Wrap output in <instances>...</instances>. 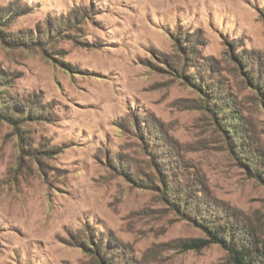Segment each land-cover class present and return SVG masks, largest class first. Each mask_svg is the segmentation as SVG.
<instances>
[{"label": "rangeland", "instance_id": "rangeland-1", "mask_svg": "<svg viewBox=\"0 0 264 264\" xmlns=\"http://www.w3.org/2000/svg\"><path fill=\"white\" fill-rule=\"evenodd\" d=\"M0 76V264L226 262L184 199L264 248V0H0Z\"/></svg>", "mask_w": 264, "mask_h": 264}, {"label": "trees", "instance_id": "trees-1", "mask_svg": "<svg viewBox=\"0 0 264 264\" xmlns=\"http://www.w3.org/2000/svg\"><path fill=\"white\" fill-rule=\"evenodd\" d=\"M17 40H21L18 39ZM22 41V40H21ZM194 52V51H190ZM186 68V67H185ZM183 71H181L182 73ZM183 74V73H182ZM248 76L252 77L251 73H247ZM3 78L0 76V86L3 84ZM200 83L205 86V93L210 98L208 104H204L209 108L215 116H219L226 122H224V127L226 132L232 134V139L236 143L242 142V130H241V120L243 119L228 106L229 98L225 95H221L219 91L220 87H215L214 84L208 85L201 83L202 79H199ZM193 84H196L193 82ZM198 86V85H196ZM201 89V85L198 86ZM264 91V86L260 87ZM3 92H0V119L3 120H13L17 121L20 118H14L12 111L18 109V103L14 102L10 96H2ZM238 113V112H237ZM28 116H32L29 112ZM237 137V138H236ZM242 144V143H241ZM248 147V146H247ZM242 148V147H241ZM246 166L249 167V161L243 156ZM255 172L254 175L264 182V171L252 167ZM171 192V189H169ZM183 209L188 210L189 212L185 213L188 218L197 226L201 227L206 232L205 237H198L188 240L183 243L185 249L199 250L208 246L211 243H217L222 246L227 251V260L226 262L217 263V264H264V248L260 246V242L257 240L255 235V229L250 226L239 224L236 220H231L228 217L224 221H216L214 218L224 217L223 214L217 215L214 212H210L208 209H205L201 206L187 207L188 201L184 199ZM177 208L180 210L179 205ZM188 208V209H187ZM108 264V262H106Z\"/></svg>", "mask_w": 264, "mask_h": 264}]
</instances>
